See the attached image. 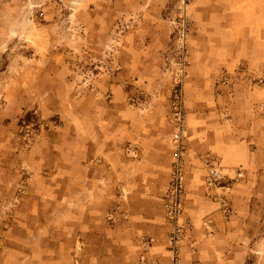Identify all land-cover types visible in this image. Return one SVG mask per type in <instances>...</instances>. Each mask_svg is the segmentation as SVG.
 <instances>
[{
  "label": "crops",
  "instance_id": "crops-1",
  "mask_svg": "<svg viewBox=\"0 0 264 264\" xmlns=\"http://www.w3.org/2000/svg\"><path fill=\"white\" fill-rule=\"evenodd\" d=\"M44 1L72 7L55 20L79 52L101 58L117 44V69L87 87L69 76L72 62L52 64L61 88L45 100L59 105L42 116L59 114L61 128L40 132L14 162L0 159V264H73L74 256L80 264H138L144 237L148 259L168 264L164 66L177 0ZM189 11L182 220L190 224L181 264H264V0H192ZM205 157L227 173L228 217L204 185ZM114 207L127 217L110 226L105 213Z\"/></svg>",
  "mask_w": 264,
  "mask_h": 264
},
{
  "label": "rangeland",
  "instance_id": "rangeland-1",
  "mask_svg": "<svg viewBox=\"0 0 264 264\" xmlns=\"http://www.w3.org/2000/svg\"><path fill=\"white\" fill-rule=\"evenodd\" d=\"M191 4L192 0H177L173 7L172 42L168 51L173 44L176 23L182 15H185L189 24V42L192 27L189 11ZM72 11V7H60L55 1L46 3L44 0H0V159L9 158L14 162V159H18L15 155L17 151H24L27 154L40 132L46 129L50 132L61 128L59 114L56 113L49 118L42 116V110L52 111L59 105L58 102L45 100V95L52 91H59L61 88L52 80L53 74L59 72L52 64L72 62L73 69L69 76L79 77L87 87H90L96 78L92 76L93 73L106 72L104 69L108 54L106 51L101 58H97V54L92 52L83 54L77 50L76 38L67 39L61 35L65 25L55 19L59 14ZM188 50L189 47H187V54L190 65L191 58H189ZM98 59H101V62ZM37 96H40L41 100L35 101ZM4 144H7V147ZM128 147H130L129 144L126 146L127 152L136 153L133 152L135 148L130 147L129 151ZM9 149L12 154L9 151L6 152ZM23 173L24 176L27 174V172ZM22 185H24L23 182L20 183V188ZM116 208L125 212L119 207H114L105 213V220L110 226L125 218L120 216L113 222L108 219V213ZM75 248L81 249L82 246H75ZM73 264H80L77 256H74Z\"/></svg>",
  "mask_w": 264,
  "mask_h": 264
},
{
  "label": "built area",
  "instance_id": "built-area-1",
  "mask_svg": "<svg viewBox=\"0 0 264 264\" xmlns=\"http://www.w3.org/2000/svg\"><path fill=\"white\" fill-rule=\"evenodd\" d=\"M173 33V44L166 57L164 71L169 73L171 79L170 96L168 103L167 120L172 126L170 141L172 144L171 165L169 170V179L162 196V207L164 217L169 223V231L166 236V246L170 255L168 264H181V246L186 234V226L189 222L182 220L184 212V153L186 150V138L188 130L186 125V109L184 99V80L188 72L189 59L187 54L189 24L185 15L179 17ZM122 35V30L118 32V38ZM113 38L112 41H117ZM117 44L108 47L107 59H105L104 69L108 73H113L117 68L114 64V52ZM98 72L93 73L96 77ZM130 151L131 148L128 147ZM134 150V149H133ZM133 152H136L133 151ZM206 172L204 175V185L206 190L211 193V197L219 204V208L225 217H228L232 208L228 199L230 186L226 183L227 173L222 166L213 159L205 157L203 159ZM241 171L238 170L237 177H240ZM216 189H222L220 193L213 194ZM108 219L113 222L120 216H126L118 208L108 213ZM202 225L208 232L213 230V219L205 217ZM151 246L150 239L144 238L141 242L142 251L138 256V264H161L151 262L146 254L147 248ZM194 264H198L194 262Z\"/></svg>",
  "mask_w": 264,
  "mask_h": 264
}]
</instances>
